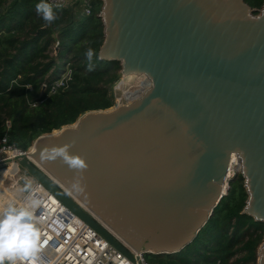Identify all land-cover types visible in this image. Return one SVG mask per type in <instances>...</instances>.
Listing matches in <instances>:
<instances>
[{
	"label": "water",
	"instance_id": "water-1",
	"mask_svg": "<svg viewBox=\"0 0 264 264\" xmlns=\"http://www.w3.org/2000/svg\"><path fill=\"white\" fill-rule=\"evenodd\" d=\"M102 2L100 59L119 61L123 75L145 74L151 86L40 135L21 166L129 257L115 235L157 255L193 242L228 193L233 154L248 194L241 213L264 222V3ZM73 141L90 164L83 191L73 187L75 170L41 155Z\"/></svg>",
	"mask_w": 264,
	"mask_h": 264
},
{
	"label": "trees",
	"instance_id": "trees-1",
	"mask_svg": "<svg viewBox=\"0 0 264 264\" xmlns=\"http://www.w3.org/2000/svg\"><path fill=\"white\" fill-rule=\"evenodd\" d=\"M246 1L253 7L264 3ZM37 3L39 0H0V139L7 135L10 144L23 150L40 135L74 123L89 110L112 107L110 89L122 70L119 61L96 57L92 70L88 68L86 51L91 48L99 56L104 41L99 15L102 0H95L98 8L84 18L69 8H53L57 19L52 23L43 20ZM57 39L59 51L54 56L50 52L55 51ZM68 53L72 56H66ZM65 64L72 65L71 78L66 86L50 93ZM129 83L134 84V79L120 81L117 92L127 96L132 92ZM244 184L238 173L193 242L177 253L148 254L149 260L161 264H257L264 222L241 213L248 198Z\"/></svg>",
	"mask_w": 264,
	"mask_h": 264
},
{
	"label": "built area",
	"instance_id": "built-area-1",
	"mask_svg": "<svg viewBox=\"0 0 264 264\" xmlns=\"http://www.w3.org/2000/svg\"><path fill=\"white\" fill-rule=\"evenodd\" d=\"M47 2L52 4L53 8L72 9L80 18L91 16L95 10V0H47ZM70 78L71 70L66 78L63 80L58 78L51 84L50 93H56L61 86H66ZM43 87L46 88L47 84L44 83ZM114 106H119L118 100L114 102ZM7 125L10 127V122ZM12 151L16 152V155L11 154ZM29 153L30 148L23 150L10 144L7 135L0 139V170L16 169L15 180H0L2 182L0 187L5 191L10 188L16 190L17 187L24 189L31 181L33 189H40L35 195L43 201L36 212L37 215L45 214V223L41 226L43 247L33 264H161L149 260L148 252H138L113 233L130 252L131 257L127 256L88 222L72 212L55 193L30 174L26 167L21 166L19 158L22 155L29 157ZM19 193L20 191L16 196ZM22 194L23 202L29 193L22 191ZM9 201L10 199L0 191V204L6 205ZM15 203L20 204L19 201Z\"/></svg>",
	"mask_w": 264,
	"mask_h": 264
},
{
	"label": "clouds",
	"instance_id": "clouds-1",
	"mask_svg": "<svg viewBox=\"0 0 264 264\" xmlns=\"http://www.w3.org/2000/svg\"><path fill=\"white\" fill-rule=\"evenodd\" d=\"M35 7L44 21L52 23L57 19L53 5L47 0H39ZM85 55L89 71H91L94 67L92 63L94 57L97 59L100 57L91 48ZM74 143L75 141L59 146H46L41 155L47 161L60 159L70 169L75 170L77 178L74 180L73 187L83 191V173L90 164L86 157L71 151ZM22 191L29 193L22 203L9 201L6 205L0 204V264H33L43 247L41 226L45 223V214H36L43 201L35 195L40 189H33L29 181Z\"/></svg>",
	"mask_w": 264,
	"mask_h": 264
},
{
	"label": "bare ground",
	"instance_id": "bare-ground-1",
	"mask_svg": "<svg viewBox=\"0 0 264 264\" xmlns=\"http://www.w3.org/2000/svg\"><path fill=\"white\" fill-rule=\"evenodd\" d=\"M129 79H134V84L129 83V87H130L129 89H131L132 92L130 91V93L125 97L122 96L125 93H122L121 95H119L120 92H118V104H119V106H121L122 100H124L123 98H125V100H126L125 104H128V103L132 102L134 99L141 97L143 95V93L151 86V82L145 74H139V75L137 73L124 74L120 81L123 80V81H126V83H127V82H129ZM113 108L114 107H111L110 109L112 110ZM58 132H60V131L55 130L54 134H57ZM35 150H36V145H34V147L31 149L30 152H35ZM11 154L16 155V152L12 151ZM232 158H233V162L231 163V167L229 169V175L227 177V180L223 183L224 190H227L228 185H229L228 184L229 180L236 174V171L239 167L238 162L236 163V161H237L236 154H233ZM32 159L37 164H39L41 166V164L37 160H35L34 158H32ZM15 170L16 169H14V168H10L8 170H0V177H1L0 180H2V178L5 179V177H7V176H13L14 172H16ZM1 190L3 192H5V195L10 199V201H13V202L19 201L20 203H22L23 194H22V188L21 187H17L16 190H13L11 188L6 189V191L0 187V191ZM18 191H20V193L18 194V196H16V193H18Z\"/></svg>",
	"mask_w": 264,
	"mask_h": 264
},
{
	"label": "rangeland",
	"instance_id": "rangeland-1",
	"mask_svg": "<svg viewBox=\"0 0 264 264\" xmlns=\"http://www.w3.org/2000/svg\"><path fill=\"white\" fill-rule=\"evenodd\" d=\"M97 1V0H96ZM96 7V6H95ZM96 8H98V6L96 7ZM102 8V7H101ZM57 34H55V36H56ZM59 40L57 39L56 41H55V51L54 50H52L50 53L52 54V55H54V56H57V53H58V51H59V45H57V42H58ZM57 48H58V50H57ZM57 50V51H56ZM66 56H72V54H70V53H68ZM71 68H72V65H70V64H65V69H63V71L61 72V74H60V77H59V79L60 80H63L64 78H66L69 74H70V70H71ZM122 77H123V74L121 73V76H120V78H119V80L117 81V83L114 85V86H112V88L110 89V93L114 96V102L116 103V100H118V92H117V90H116V87H117V84L120 82V80L122 79ZM119 95H121V93L119 94ZM123 96V95H122ZM123 97H125V96H123ZM124 100H122V104L121 105H123V104H125L126 103V100H125V98H123ZM119 105V104H118ZM112 107H114V104L112 105ZM34 147V142H33V144L31 145V147H30V151H31V149ZM2 170H8V169H6V168H4V169H2ZM15 173L16 172H14V175L13 176H7V177H5V179L4 178H2V180H4V181H13V180H15ZM239 172L238 171H236V174L231 178V180L230 181H234L236 178H237V174H238ZM0 179H1V177H0ZM2 191V190H1ZM3 192V191H2ZM4 194H5V192H3ZM239 256V255H238ZM236 258V257H235Z\"/></svg>",
	"mask_w": 264,
	"mask_h": 264
}]
</instances>
